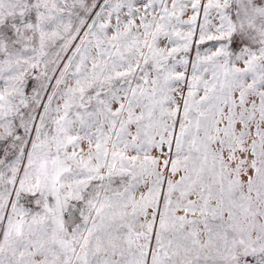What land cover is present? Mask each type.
I'll list each match as a JSON object with an SVG mask.
<instances>
[{
	"label": "snow or ice",
	"instance_id": "snow-or-ice-1",
	"mask_svg": "<svg viewBox=\"0 0 264 264\" xmlns=\"http://www.w3.org/2000/svg\"><path fill=\"white\" fill-rule=\"evenodd\" d=\"M0 264H264V0H0Z\"/></svg>",
	"mask_w": 264,
	"mask_h": 264
}]
</instances>
